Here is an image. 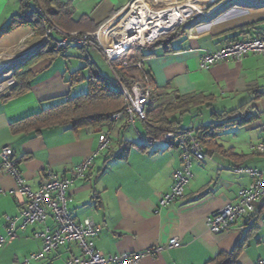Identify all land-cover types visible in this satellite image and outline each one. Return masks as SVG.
Segmentation results:
<instances>
[{
    "label": "crops",
    "instance_id": "obj_1",
    "mask_svg": "<svg viewBox=\"0 0 264 264\" xmlns=\"http://www.w3.org/2000/svg\"><path fill=\"white\" fill-rule=\"evenodd\" d=\"M131 1L32 0V5L42 7L47 15L63 11L75 21L88 17L94 25L102 26ZM237 3L219 8L218 14L196 29H182L181 36L143 49L145 71L155 87L167 93L156 107L174 102L178 96L203 98L202 105L182 116V129L198 132L219 125L216 118L223 113H231L229 117L237 121L226 122L225 128L218 130L209 151L203 145L209 159L194 163V177L185 198L168 207L159 208V199L171 191L173 174L182 167L180 151L178 144L143 146L142 139L149 137L144 121L132 125L122 118L97 128L57 127L37 134L13 130L16 123L85 93L90 64L114 81L115 77L108 79L103 72L107 66L113 73L101 51L91 52L92 61L85 65L79 49L68 48L63 55H55L37 48L29 67L28 89L12 96L11 89L0 94V150L12 148L26 185L34 191L47 170L71 179L75 168L97 151L102 131L110 133L111 150L96 157L86 177L76 179L69 191L73 219H92L101 228L95 246L104 255L141 253L179 238L180 248L145 257L138 264H208L238 247L242 252L237 264L264 261V199L256 205L255 223L250 228L240 220L229 232L215 235L206 225L219 209L236 203L240 189L253 182L248 175L236 174L235 168L264 173V155L255 151L257 144L264 143V57L250 55L209 70L200 68L204 53L264 34V0ZM26 11L22 0H0V57L15 58L11 63L21 62L17 59L28 55L42 38L30 26L6 30L15 16ZM242 116L246 118L238 120ZM17 187V182L0 170V236L7 233L6 217L20 216L21 206L10 194ZM47 224L53 226L52 220ZM42 229L41 225L19 229L18 239L0 247V264H18L40 252L42 242L33 234ZM78 256L80 251L72 244L33 264H65Z\"/></svg>",
    "mask_w": 264,
    "mask_h": 264
},
{
    "label": "built area",
    "instance_id": "obj_2",
    "mask_svg": "<svg viewBox=\"0 0 264 264\" xmlns=\"http://www.w3.org/2000/svg\"><path fill=\"white\" fill-rule=\"evenodd\" d=\"M22 2L27 12L35 13L43 19L47 17L42 7L32 5V0H22ZM219 5L221 7L223 4ZM220 7L217 6V9L209 11L205 5L195 0H184L178 3L176 0H132L118 15L92 33L66 32L46 23L41 43L35 49L45 44L53 46L57 51L74 46L81 48L86 57L92 51L100 50L114 73L115 80L110 85L123 96L125 101L124 108L112 115L111 121L116 122L126 118L129 124L134 125L138 120L147 119L146 106L151 94L145 87V78L139 74L134 77L132 86L125 85L116 74L117 64L121 63L125 68H134L142 72L144 60L131 64L126 58L133 57L137 49L150 48L196 18L212 17ZM198 26L190 27V30ZM250 55L264 57V34L251 40L231 41L218 51L204 53L200 58V68L209 70L224 61H241ZM8 85L0 89V94L4 93L5 88L13 86V83L10 82ZM142 144L145 147L158 144H178L182 167L173 174L171 191L161 195L159 208L182 201L194 177L192 170L194 163H202L209 159L198 132L195 129H186L180 133L169 132L160 137L149 136L142 139ZM111 148L110 133L102 131L97 151L75 168L71 179L61 178L52 170H47L36 191L26 185L13 158L12 148H2L0 150V170L17 182V189L10 194L21 206V212L19 218L6 217L7 233L5 236H0V247L18 239L19 229L24 230L28 226L41 225L43 229L33 234L34 239L42 242L41 251L18 264L40 262L62 247L72 244L77 246L80 256L68 259L65 264H138L145 257H155L165 250L180 248L181 240L173 238L166 246H157L141 253L106 256L95 246L101 228L92 219L84 221L73 219L69 208L70 188L76 179L86 177L96 157L100 154H107ZM255 151L264 155V143L257 144ZM234 172L250 176L253 182L250 186L240 189L236 203L226 204L207 219L208 231L215 235L229 232L240 220H244L247 227H252L255 223L256 205L264 199V173L250 168H235ZM48 220H52L53 226L47 224ZM18 221H20L19 226ZM257 264H264V261H259Z\"/></svg>",
    "mask_w": 264,
    "mask_h": 264
},
{
    "label": "trees",
    "instance_id": "obj_3",
    "mask_svg": "<svg viewBox=\"0 0 264 264\" xmlns=\"http://www.w3.org/2000/svg\"><path fill=\"white\" fill-rule=\"evenodd\" d=\"M46 23L51 26H57L66 32L80 31L92 33L100 28V26L94 25L92 20L88 17H83L79 21H75L70 13L63 11H60L53 16L49 14L45 19L35 13H29L26 11L15 16L6 30L10 31L16 26H30L38 35L43 36L45 32L44 25ZM181 31L182 29H179L176 33L160 40L158 43L181 36ZM48 46H50V48L44 46L45 48L42 47L41 51L44 50L43 52H45V54L63 55L67 50L64 49L57 51L53 46ZM69 48L79 49L86 61H92L91 53L88 57H86L81 48L74 46ZM37 51L38 50L36 49L35 53L26 61V63L14 71L17 83L10 90L11 96L28 89L29 78L31 76L29 67H31L30 64L32 60L36 59ZM145 56L146 55H144L143 50L137 49L134 56L126 58V60L133 64ZM89 66L91 67V73L87 78H85V81L87 82V91L85 93L72 99H65L49 110L16 123L13 126L14 132L24 131L28 134H37L44 130L57 127H70L71 129L79 130L97 128L102 125L111 124L113 122L111 121V116L120 112L124 108V98L110 85L111 81L107 80L93 67L94 65L90 64ZM116 74L128 87L133 85L134 77L137 74L145 78V87L149 89L151 94L149 103L146 106L147 119L144 121L145 128L149 136L160 137L169 132L180 133L181 131L186 130L180 127L182 116L189 113L193 107L202 105L203 98L201 96L187 95L175 97L174 102L165 103V105L156 107V105L167 95V93L162 92L160 89L155 87L150 74L147 73L144 68L142 72H138L134 68H125L121 63H119L116 66ZM176 115L180 116V118L176 119ZM230 115L231 113L218 115V119L216 118V120L220 122V124L215 126L212 125L214 126L213 128L215 133L212 126L198 130L199 139L207 148V151L210 150V146H212L218 130L225 128V125H227L226 122L228 123L230 121L234 124L237 123V121H234L229 117ZM245 118L246 117L242 116L241 118H238V120H243ZM241 252L242 247H238L232 253L223 254L215 261L208 264H237V260Z\"/></svg>",
    "mask_w": 264,
    "mask_h": 264
},
{
    "label": "rangeland",
    "instance_id": "obj_4",
    "mask_svg": "<svg viewBox=\"0 0 264 264\" xmlns=\"http://www.w3.org/2000/svg\"><path fill=\"white\" fill-rule=\"evenodd\" d=\"M184 0H176V2L178 3V2H183ZM197 3H199V4H202V5H205L208 9H209V11H213V10H215V9H217V6H219L220 7V5H218V4H222V3H224L223 1L224 0H195ZM247 1H249L250 3L252 2V1H256V0H242V1H240V0H237V1H232V0H228L227 2H225L221 7H231V6H233V5H237L238 3L237 2H247ZM220 7V8H221ZM220 10H218V11H216L215 12V14H218V12H219ZM214 14V15H215ZM210 18L211 17H209V18H206V20H210ZM205 19H203V17H200V18H196L195 20H193L192 22H190L188 25H186L185 27H183V28H180V29H184V30H186V29H188V28H190V27H194V26H197V25H200L202 22H204V21H206ZM41 40L42 39H40V43H41ZM39 43V44H40ZM44 46H47V47H49L50 48V46H48V44L46 45H40V49L42 48V47H44ZM45 48V47H44ZM30 58V56L26 59V61L28 60ZM11 60V61H10ZM15 60V58H4V57H0V72L2 71V70H5L7 73H9L8 71H10V72H12V70H13V75L11 76V78H8V79H5V80H2V81H0V88H2V87H6V86H9L8 84H10V82H12L13 83V86H11L10 88H5L3 91L4 92H6L7 90H10L12 87H14L15 86V84L17 83V79L15 78V76H14V71L15 70H17L19 67H22L23 66V63H25V60L24 61H21V62H15V63H11L12 61H14ZM84 64L85 65H87V61L84 59ZM105 70V71H104ZM103 72L105 73V76H107L108 77V79H113V77H114V75H113V73L111 72V70H110V68L109 67H103ZM1 74V73H0Z\"/></svg>",
    "mask_w": 264,
    "mask_h": 264
},
{
    "label": "bare ground",
    "instance_id": "obj_5",
    "mask_svg": "<svg viewBox=\"0 0 264 264\" xmlns=\"http://www.w3.org/2000/svg\"><path fill=\"white\" fill-rule=\"evenodd\" d=\"M35 51H36L35 48L32 49L31 52L28 53V55H23L22 57L18 58L17 61H22V60H24L27 56L29 57L31 54L35 53ZM28 57H27V58H28ZM10 71H11V70H10ZM10 71H8L9 73H7L5 70H4L3 73L1 72V74H0V81L10 78V77L12 76V73H13V71H12V72H10Z\"/></svg>",
    "mask_w": 264,
    "mask_h": 264
},
{
    "label": "flooded vegetation",
    "instance_id": "obj_6",
    "mask_svg": "<svg viewBox=\"0 0 264 264\" xmlns=\"http://www.w3.org/2000/svg\"><path fill=\"white\" fill-rule=\"evenodd\" d=\"M228 0H224L223 2L225 3V2H227ZM224 3H222V4H224Z\"/></svg>",
    "mask_w": 264,
    "mask_h": 264
}]
</instances>
